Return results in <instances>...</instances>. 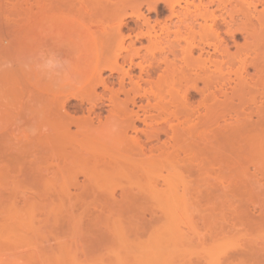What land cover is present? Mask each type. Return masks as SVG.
I'll list each match as a JSON object with an SVG mask.
<instances>
[{
  "label": "bare ground",
  "instance_id": "obj_1",
  "mask_svg": "<svg viewBox=\"0 0 264 264\" xmlns=\"http://www.w3.org/2000/svg\"><path fill=\"white\" fill-rule=\"evenodd\" d=\"M38 1H33L35 6L37 4L36 15L43 10L46 14L44 16L43 12H40V23L43 22V19L44 22L50 20L54 17V13L60 9L61 13L58 12L59 15L56 14L54 19L55 22L57 20L61 22L59 17L62 14L63 4L60 3L62 6L59 5L60 8L55 5L56 9L54 7L49 9L50 7L46 8L45 5L42 8L43 6L39 5ZM67 1L64 5L65 8H63V14L66 9L69 10L70 4L68 3L73 4L76 13L73 14V22L68 12L67 16L66 14L61 16V19L66 20L67 24L72 25L71 32L73 35V58L71 54L69 55L71 58L69 60L71 75L64 82L67 83L68 87L72 85L74 88L82 84L83 87L88 86V90L82 101L73 104V117L69 118V123L64 124V131L62 124H58L57 119L60 120L61 118L62 120L67 117L66 103L71 98L66 99L67 101L65 100L63 104L60 103L62 106L58 110V99H54V107L43 105L47 106L48 109L50 108V112L47 109L44 110L43 114V109L40 108L45 117L47 114L46 119L48 121V116H50L49 118L52 117L53 123L56 120L55 125L58 122L57 128L49 122V125L52 124L51 128L55 127L52 129L53 131L48 129L47 135L49 136L51 131L55 137L65 134L61 138L62 140L57 141V143L63 142L61 146L65 143V146L62 147L64 150L70 146L68 155L73 154L71 157H73L74 167H82L81 169L88 167V171H86L87 168L84 170L86 173L83 170V172L80 171V175L85 173L82 175L84 180H81L80 184L79 182L76 183L77 174L75 176V172L77 169L76 171L74 169L73 178L71 177L75 180L74 186L77 184V187L100 189V192L93 190V196L90 195L95 203L91 202L95 207L91 206L93 209H97L93 212L94 218L98 217L100 223L103 220V225H106L105 232L110 233L113 241L116 242V238L118 239L116 242L118 245L116 252H118L115 254L112 251L116 259H114V263L109 259L111 264H192V257L190 256L197 254L199 257L201 255L197 253V246L190 237L192 234L195 235V231L192 228L193 223L190 224L191 222H189L192 220L188 221L189 218L186 217L188 209L191 207L189 206L190 196H187L188 199L185 197L186 191H189V185L182 178V172L183 170L186 172H189L190 169L193 170V166L189 164V160L192 158L198 161L196 169L200 168L202 156L210 148L207 143L208 131L219 130L220 133L223 131L224 139L233 136L234 143L237 126L244 127L248 123L243 120L242 112L239 113L234 107L228 108L232 106L234 98L242 103L247 97L246 100L252 105L256 104L258 97L264 98V87L257 88L252 83L244 85L241 77L242 70L245 72L247 67L254 70L256 74H264V0H71L73 3H67ZM41 4L44 3L41 1ZM30 6L33 9L34 5ZM30 6L28 5L26 9H29ZM13 7L15 6L13 5L11 8ZM26 9L24 8L25 12L20 10V15L24 17L26 12L28 14L26 16H29L30 13L32 16L30 23L31 21L33 23V20L35 23V18L32 20L33 17H36L35 12L31 13L32 9H29L30 12ZM9 12L14 16L11 9ZM11 15L9 16L11 17ZM47 15L49 19L46 18ZM68 18L70 22H68ZM16 19L19 20V18L13 19V17L11 19L14 22L11 21L12 26L14 25L15 28L16 23H19L16 22ZM17 27L21 28L20 25ZM22 27L21 29L27 30L24 26ZM124 29L127 33L125 36L123 35ZM14 30L13 33L16 32ZM9 33L7 32V34ZM18 33H20V37L17 39L22 44L20 38L23 33ZM236 34L242 35L244 40L240 47L235 44ZM26 35L30 36L24 34L25 37L23 38L26 39ZM13 37L16 38L17 35L14 34ZM229 41L236 48L235 55L230 52ZM9 42L12 46V41ZM13 42L15 44V40ZM23 45H20L22 48L16 53L10 48L11 56L15 53L13 58H9L14 66L9 68L11 70H8L9 73L6 70L5 72L6 75L9 74L12 77L10 79H15L13 81L22 83L24 81L22 78L25 79L27 76L26 80L29 81V85L32 82L36 84L35 79L30 83L31 74V77L28 76L29 73L22 69L18 61L34 59L40 48L26 49ZM2 46H5L4 51L0 44L2 52H5L6 55L9 49L6 50V44L2 43ZM246 49L251 50L254 54L247 65L241 59V52ZM56 53L60 56V53L57 51ZM3 58H6L5 62L8 60L7 57ZM237 58L239 67L229 73L237 76L239 83L237 82L234 87H231V79L226 78L224 67L231 66L232 59ZM4 61L0 59L1 63ZM107 70L109 75L105 77L103 74ZM19 72H22V75ZM33 73H36L41 82L44 81L46 85L54 86L40 73ZM98 87L102 88V92L97 89ZM50 88H48L49 91L46 90V95H48L47 92L51 94L45 98L47 104L50 101L49 97L59 87L55 90L53 87L51 90ZM61 90L58 89L60 92ZM229 90L230 92L227 93ZM58 91L56 92L59 93ZM97 92H100V95ZM191 92H194L193 96ZM64 93L61 92V94ZM101 93L103 94L101 95ZM35 94L37 97V93ZM54 95L57 96L58 94L55 93ZM54 95L53 97H55ZM76 99L77 96L73 94V101ZM51 108H53L52 112ZM40 109L39 113L41 112ZM45 111L49 113H45ZM40 116H42L41 113ZM43 121L41 120L42 123ZM262 121L264 118L259 117L258 121L255 122L256 126L257 124L261 125ZM250 124L253 126V121ZM44 125L46 124L44 123ZM49 125H47L48 128H50ZM71 125H73V135H70ZM47 126L42 127V129L46 128L47 130ZM38 129L39 133L43 131L42 129L40 131V127ZM45 134L39 138V146L47 142L46 139H43ZM66 134L70 135L67 140L65 139ZM48 136L47 140H50ZM71 137H73V143ZM70 140L71 142H69ZM50 142L48 146L52 144ZM36 146L38 147V145ZM37 147H35L36 150ZM45 148L48 149L47 146ZM49 150L51 149L46 150L45 153L49 154L47 152ZM60 152L62 151L60 150L58 155ZM161 170L167 174L164 172L166 175H163ZM115 187L118 189L116 190ZM114 191H118L119 195L115 196ZM141 203L154 204L153 206L159 208L165 220H161L162 224L155 231H150L149 236L151 238L148 237L145 243L141 242L138 236L132 234L136 231L134 228L135 231L131 234L133 238L138 237V242H141L136 250V246L133 247L132 243L138 245L137 239L134 238L136 240L132 239L133 242L129 243L126 233L127 230L133 231V229L127 228L130 227L129 224L133 222L131 218L134 217L129 218V220H126V217L139 215L137 212L140 210L138 208H140ZM112 206H115L114 210H112ZM135 207L138 211L134 210ZM110 217H114L113 220ZM136 217L139 219V216ZM115 219L118 221L116 222ZM96 220L94 221L96 222L94 223L95 226L91 225L92 232L96 230L97 225H100L98 219ZM108 220L111 221V224H115L114 226L110 225L112 231L108 226L110 223L107 224ZM120 220L125 226L121 225ZM118 223L122 227L128 225L126 230L119 229ZM134 226L136 227V225ZM113 227L115 231H113ZM104 230L101 229L100 233ZM119 230L120 232H117ZM185 230H188L189 233L192 230L193 233H187L190 235L188 236L184 233ZM138 231L140 229L137 228L135 234L139 235L140 232L137 233ZM95 232L93 233L96 234ZM104 234L102 232L100 235ZM113 235L115 236L113 237ZM93 236L92 238L96 239L99 247L101 243L99 245V241L97 242V238ZM109 239L106 242L107 245ZM113 241L111 240V243H114ZM129 244L132 246H128ZM101 247L104 246L101 245ZM113 247L115 248V246ZM210 252L209 257L205 254L208 257V259L206 257L208 260L206 263L219 264L220 258L218 256L221 255L218 253L219 248L218 251L215 248L211 249ZM203 253L205 252L203 251ZM222 257L223 255L221 259ZM223 259L225 258L223 257ZM109 261L108 263H110ZM220 263L224 262L220 261Z\"/></svg>",
  "mask_w": 264,
  "mask_h": 264
},
{
  "label": "rangeland",
  "instance_id": "obj_2",
  "mask_svg": "<svg viewBox=\"0 0 264 264\" xmlns=\"http://www.w3.org/2000/svg\"><path fill=\"white\" fill-rule=\"evenodd\" d=\"M33 1L34 0H0V44L2 49L4 48L3 51L5 50V46H2V43L6 44V50L7 48L9 49L7 51L8 53L5 55V52H2V49L0 48L1 61L6 60V58L3 57H7L8 60L6 62H11L9 58H13L16 51H19V49L22 48L20 45L22 46L24 43H26L24 44L25 46L23 45L26 49H34L37 47L40 48V50L57 51L60 53V57L70 60V54L73 58L72 25L67 24L65 22L66 20L64 21L63 18L61 19L64 11L63 8H65L64 5L67 0H39V5L43 6L42 8H44L45 5L46 8L50 7L49 9H51V7H54L56 9L59 5L61 6V4H63L62 14L59 17L61 22H58V20L55 22L54 19L58 12L59 14L61 13L60 9V11L54 13V17L50 18V20L45 22L44 19L43 22L41 20L42 23H40L39 17L40 12H43L44 14V10L40 11L37 9L40 12L38 14L39 16L36 15L37 4L35 6V2L33 3ZM41 1L44 3L43 5L41 4ZM68 2L72 1L68 0L67 3ZM68 4H70L69 7L67 6L69 10L66 9L63 15L66 14L67 16L68 12L69 17L73 22V14L75 15L76 11H74L75 8L73 9V4ZM13 5L15 7L11 8ZM28 5H34V11L32 6H30L29 9H32L33 12L31 11V13L35 12L34 14L36 17L32 18V20L35 18V23L34 20L33 23L32 21L30 23L32 17L30 16V13L29 16H26L27 12L24 14V8L26 9ZM55 5H57V7H55ZM10 9L14 16L9 12ZM29 9H26V11H29ZM20 10H24V17H22L23 15H20ZM49 12L52 11L50 10ZM8 14L11 15V17ZM48 15L46 17L47 19H49ZM44 16H46V14H44ZM12 17L13 19L19 18V20L16 19V22H19L18 24L16 23V28L14 25L12 26ZM57 17L56 19H58ZM68 22H70L69 18ZM17 25H20L21 28L24 26L27 30L18 28L19 26L17 27ZM28 29H30L31 32L29 30L28 33ZM13 30L16 32L13 33ZM123 31V35H127L125 29ZM7 32L12 33L7 34ZM18 32L23 33V36L21 33L22 37L20 38V40L22 39V44L20 43L21 41H18L17 39L20 37V33ZM2 34H6V36H3ZM14 34L15 36L17 35L16 38L13 37ZM24 34L30 36L26 35L25 39L23 38L25 37ZM6 37L9 38V41H12V46ZM2 38L5 39L3 40ZM14 40L15 44H19V48L18 44H16L17 46L14 44ZM228 43L230 45V52L235 55L236 48L232 46L231 41ZM243 43L244 40L242 35L236 34L235 44L240 47ZM137 46H139V44H137ZM10 48L11 51L13 49L15 52L12 56ZM241 56V59H243L247 65L254 57V54L251 50L246 49L241 52ZM230 65L231 66L224 67V72L226 73V78L231 79L230 86L234 87L235 83H239V80L237 76L235 77L229 72L234 71V69L239 67L238 58L235 60L232 59ZM12 66L14 65L12 64ZM5 70L9 73V68ZM5 70L0 71V264H111L109 259L114 263V259H116L114 253L116 254L118 252H116V247L118 246L116 242H118V239L116 238V242L115 240L113 241L110 233L107 234L108 232H105L106 229L104 230L106 225H103V220H101L100 223L98 217L96 219H98V224L100 225H97L96 230L93 228V232L96 231L95 233L97 236L91 230V225L95 226L94 223H96L94 222L96 219L94 218L93 212L95 210L97 211L96 208H92V206H95L91 204V202L94 201H92L93 197L91 196H93L92 193L94 192H100V189L95 190L92 187H77V184L74 186L75 180L71 179V177L73 178L74 169L75 171L77 169L75 172V176L77 174L76 183L79 182L80 184L84 180V178H82V175L86 173L84 170L87 168L86 171H88V167L86 166L87 163H85V169H81L82 167L77 168V166L74 167L73 157H71L73 154H71V156L68 155L70 146L64 150L62 147L63 145L65 146V143L62 146L61 144L63 142H58L59 144L57 143V141L62 140L61 138H63L65 134L59 135L58 137H55V134L53 133L51 134L53 131L52 129H54L55 126L57 128L58 122H56L55 125L56 120H54L53 123L52 117L49 118L50 116H48V121L46 119L47 114H45L46 117L43 115L44 110L48 109L47 106L52 107L54 105V99H58V110L61 109L62 106L60 103L63 104L66 99L71 98L68 101L66 100L68 102L66 103L67 117H64L62 120L61 118L60 120L57 119V121H59L58 124H62L64 131V124L67 122L69 123V118L73 117V104L79 103L80 100L82 101V98L86 97L88 86L83 87L81 84L75 88L72 85H69L68 87L66 82L61 83L62 87L61 84L59 86H48L44 81L41 82L36 73L33 72L29 73L28 76L31 74L32 78L31 80H28H30L31 83L32 80L34 81L35 79L37 83L35 84V82H32L29 85V81L26 80L27 76L25 79L22 78L24 81L20 83V81H13L15 80L14 78L10 79L11 76L9 74L6 75ZM104 73L103 76L105 77L109 75L108 70ZM241 73L244 85L247 83L250 85V83H252L255 84L257 88L261 86L264 87V74H256L250 67H247L245 72L242 70ZM20 74L22 75V72ZM21 84L23 86H20ZM50 87H53L54 90L58 87L60 90L62 88L61 92L65 93L61 94L58 89L55 90V93L58 94L57 96H60L58 98L54 95L55 93L53 91L54 94L49 97L50 101H48L49 103L47 104V99L45 98L51 94L50 92H47L48 95H46V90L49 91L48 88ZM97 89L102 92V88L98 87ZM229 92L230 90L227 93ZM35 93H37V97L35 96ZM66 93H69L70 95ZM73 94L77 96L75 101H73ZM102 94L103 93H101V95ZM53 95L55 97H53ZM191 95L193 96L194 92H191ZM246 99L248 98L246 97L241 103L238 99L234 98L232 106L228 107L229 109L234 107L239 113L242 112L243 120L248 122L244 127H241V125L237 126V134L234 143L232 140L233 136L224 139L223 131H221V133L219 130L208 131L207 143L210 148L205 152V155L202 156L200 168L196 169L198 161L192 158L189 160V164L193 166V170L190 169L189 172L183 170L182 172V178H184L189 185V191H186L187 195L185 197L188 195L190 196L189 206L191 207L188 209L186 217L189 218L188 221H193L189 222H191L190 224L193 223L192 228L195 231V235H188V230H185L184 233L191 237V240H193L195 246H197V253L201 255H198L199 257H197V254L196 256H190L192 257V260L190 259L192 264H208L206 262H208L207 259L209 255H211L210 251L215 248L217 251L219 248L218 253L221 254L218 256V258H220L218 260L219 264H264V121L261 122V125L257 124L256 126L255 124L259 117L264 118V98L258 97L256 104L254 105ZM43 101H45L46 104H44L45 102ZM40 102L43 103L41 104ZM38 104L41 105L39 106ZM34 108L36 109L34 110ZM40 108L43 109V114L42 109ZM39 109L42 116H40ZM36 110L37 112H35ZM48 111L50 112V108ZM48 111H45V113H49ZM52 111L53 108H51V112ZM201 112L203 114V111ZM227 118L226 120H228ZM41 120L46 121H43L42 123ZM252 121L253 126L250 124ZM49 122L53 123L55 126L51 128L50 126H52V124L49 125ZM34 123L36 127H40V131L42 127L44 128L49 125L50 128L47 126L46 130H52L50 133L48 132L49 136L43 129V131L40 132L41 135H39V132H37L36 135H31L28 129L35 126ZM44 123L46 125H44ZM70 131V135H73V125H71ZM43 134H45L43 139H46L47 142L44 143L45 140L41 141V143H44V146L41 144L43 148L41 145L40 148L39 138ZM46 135L51 142L50 140H47ZM70 135L66 134L65 139L67 140ZM227 139H229V141H227ZM71 140L73 143V137H71ZM71 140L69 142H71ZM49 142L52 144H49L48 146ZM36 145H38V147ZM34 146L37 147V150ZM45 146H47L48 149H51L47 151L49 154L45 153L46 150H48ZM54 150H56L55 154ZM58 150L62 151L59 155ZM82 170L85 173L80 175V171ZM163 170H161L163 175H166L167 172ZM117 189L118 188H116V190ZM90 191L92 192L90 193ZM114 192L115 196H118L120 190L119 193L118 191ZM96 202L98 203L99 201ZM93 204L95 203L93 202ZM153 205L154 204L150 203H141L139 206L140 208H138V210H140L137 212L139 215L126 217V220H129L131 217L135 218H131L133 219V224H129V221H127V224H129L130 227L127 228L128 225L122 227L118 223L120 226L119 229L122 228L123 231H125L126 228L133 229V231L127 230L129 234L126 231L127 235L130 237L127 236V241L129 243H132V239L134 238H136V242H138V237L141 242L145 243L148 237H150V231H155V229L162 224V221L165 220V217L162 216L159 208H156ZM114 207L112 206V210H114ZM115 209L117 210V207ZM136 209L137 208L135 207L134 210ZM189 210L191 211L189 212ZM98 211H100V209ZM189 214H191L190 216L192 217H190ZM136 216H139V219H136ZM113 218L111 219L113 220ZM116 219L115 221L117 222L118 220ZM122 220L123 222L125 221L124 218ZM122 220L120 221L122 222ZM110 222L108 220L107 224ZM123 222L121 225L125 226ZM110 225L114 226L115 224L113 225L110 223L108 226ZM134 225L140 229V231L137 232H140L139 235L135 234L137 228ZM112 226H110V228ZM100 228L104 230L102 231L103 234L106 233L107 235H100L102 234V232L100 233ZM97 229L99 232H97ZM113 231H115V229ZM117 232H120V230ZM131 233L138 237L133 238ZM191 233H193L192 230ZM117 235L116 237L119 238ZM92 236L96 237L97 242L99 241V245L101 243L104 247H101V245L98 247V244L95 241L96 239L92 238ZM114 236L115 235H113V237ZM154 236L155 235L153 234V237ZM108 239L110 241L107 245L106 242ZM136 239H134V241ZM111 240L114 243H111ZM103 241L105 242L102 244ZM140 243L138 245L137 243L136 245H134L135 243L132 244L133 247L136 246V249ZM132 244H129L128 246L131 247ZM113 246H115V248ZM196 250L194 249L195 252ZM112 251H114V253H112ZM203 251L205 253H203ZM206 251L210 253H207ZM224 251L226 252V255ZM205 254H207L208 257L205 256ZM222 255L225 259H223V257L221 259ZM108 261L110 263H108ZM220 261H223L224 263H220Z\"/></svg>",
  "mask_w": 264,
  "mask_h": 264
},
{
  "label": "clouds",
  "instance_id": "obj_3",
  "mask_svg": "<svg viewBox=\"0 0 264 264\" xmlns=\"http://www.w3.org/2000/svg\"><path fill=\"white\" fill-rule=\"evenodd\" d=\"M25 72H37L52 82L54 86H59L71 75V63L69 60L60 57L51 50H39L34 59L18 61ZM11 62L0 63V71L11 68ZM46 131V129H44ZM115 130V129H113ZM31 135H36L39 129L33 126L28 129Z\"/></svg>",
  "mask_w": 264,
  "mask_h": 264
}]
</instances>
